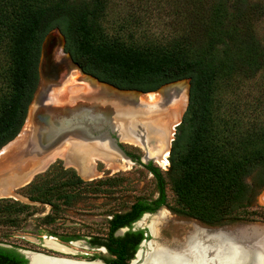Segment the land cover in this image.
Listing matches in <instances>:
<instances>
[{
	"label": "trees",
	"instance_id": "obj_1",
	"mask_svg": "<svg viewBox=\"0 0 264 264\" xmlns=\"http://www.w3.org/2000/svg\"><path fill=\"white\" fill-rule=\"evenodd\" d=\"M183 1L187 17L174 30L179 32L158 42L141 41V35L137 41L126 21L110 22V0H0V149L24 124L38 80L41 46L51 30L61 33L65 52L84 73L117 89L148 93L189 81L188 104L175 128L167 171L151 162L144 165L157 195L138 196L125 211L109 214V247L119 243L113 237L117 229L162 208L204 228L264 221V207L253 208L252 186L246 182L255 177L264 186L263 82L260 87L246 84L248 104L238 99L239 87L264 75V0ZM137 154L133 156L139 159ZM115 181L83 180L58 160L19 190L32 204L0 198L3 237L39 210L34 204L50 207L37 219L51 224L86 191L109 190ZM142 233L126 235L141 239ZM72 238L77 236L60 239ZM118 248L109 251L120 253ZM26 263L0 247V264Z\"/></svg>",
	"mask_w": 264,
	"mask_h": 264
},
{
	"label": "rangeland",
	"instance_id": "obj_2",
	"mask_svg": "<svg viewBox=\"0 0 264 264\" xmlns=\"http://www.w3.org/2000/svg\"><path fill=\"white\" fill-rule=\"evenodd\" d=\"M185 16L187 17V11L185 7V1L183 0H110L108 11L110 22H114L117 19L120 21H126L128 24V31H131L135 34L137 41H139L142 36L143 37L141 41L157 40L158 42H163L164 40H169L170 37L179 32L174 30H178L179 27H182L183 23L185 22ZM115 23L119 22L117 21ZM140 27H142L143 29L140 30ZM139 35H141V37H139ZM52 36L56 37L54 39H51V45L53 46V49H56V55L53 58H55V64L56 67L59 68V71H61V73L64 71V75L62 76L63 82V77L65 76L66 71H74L71 69L72 65L70 64L68 56L64 59L65 56H63L62 52V40L58 38L59 36L57 32L51 30L50 33L45 36L43 41L47 42ZM39 59L41 61L44 59L42 53ZM59 64L60 66H58ZM262 82L264 86V75L258 76L251 82H246L244 83L245 85L239 87L238 93L240 96L238 97V99L242 102L243 105L248 104L249 102V91L246 84L248 86L260 87ZM167 87L170 91H185L186 82H178L177 84H173L171 86L166 85L161 87L160 89ZM55 88V86L49 87L45 89L44 92L47 91V94H55V90H57ZM74 89L75 88H68V86L64 85V83L61 84V90L63 93L74 91ZM36 94L37 91L35 95ZM35 95L28 108V114L25 119L26 130L24 135L20 136L17 139V137L19 136L18 134L16 136L17 140L14 139L15 142L11 141L9 144H7L5 146L6 150L4 155L9 154V152L13 156L17 155L20 152L22 143L26 141V139L29 137V133L31 132V130H33L32 118L34 113V104H36L35 102H37V100H35ZM225 98L227 99L229 98V96H226ZM64 99L65 97L62 96V100ZM91 102L93 103L92 100ZM66 143L69 144L70 141L64 142L61 146L56 148L48 155L52 154L55 151L66 149ZM126 146L127 149H125L131 154L135 155L136 151L139 152L140 156H144L145 154V151L143 152L142 149H140L142 147L138 148V146H135L133 144ZM63 154L65 153L62 152L60 154V157H56L57 159H54L52 162L61 160L66 168H75L74 170L80 177L82 176L81 178L83 180H94L112 177L116 180V186L114 188H109V190L98 192L96 194H94L92 191H86L80 201H78V203L74 206V208L67 210L63 215H58L57 219L51 224H44V222H40L37 219L39 217L47 215L50 211L49 207L46 205L34 204L36 206H39V210L37 211L39 212V214L35 215L34 217L28 218L26 222L21 223L18 227H13V229L10 230V235L8 237H3V235L5 234V230L0 227V244L18 248H41V242L38 237L41 235L42 230H46V232H53L55 234H95L98 236H104L107 232L108 226L106 221L108 220L110 213L125 211L129 203L138 196L154 198L157 195L152 176L146 173L142 166L136 165L129 161H122L118 156V160L114 161V159H111V156L107 154L103 155L102 153L94 155V158L92 157L90 160H83L80 164L76 163L73 160V155H70L71 157H67L66 154L64 156ZM4 155L1 156L0 154V160ZM78 156L83 155L80 154ZM43 158H41L40 160H42ZM40 160L32 162L30 163V165L38 163ZM105 161L107 163H104ZM151 163L159 168L162 172H166L168 169L167 159L164 165L165 167H161L156 160L151 161ZM117 166H119V168ZM41 172H37L36 174ZM119 173L123 175H120ZM246 182L247 184L252 186L253 192L251 195V202L253 208L264 207V199L262 198L264 196V186H261V182L257 181L255 177L247 178ZM24 185L13 186V188H11L10 190V196H3L0 198H13L19 202L28 204L26 199L23 196L19 195V190L22 188L21 186ZM167 194L169 197V201H172V195L169 190H167ZM160 211L164 212L166 218L159 227V241L163 243L166 241L165 243L172 244L171 246L179 247L182 246L186 241L193 240V249L202 250L203 258L213 264H236L235 257L242 253L247 254L248 260L246 264H250V262L253 260V246L257 247L255 243L257 239L255 238H258V236L260 235L259 232L264 233L263 220H257L247 223H229L223 225L222 227L214 228L218 229L219 231L212 234L211 232L207 233L198 228L197 225H200L194 220L172 214L166 208H162V210ZM159 212L152 215H145L142 218L144 220H141L143 224L139 223V225L143 226L141 228L147 230V227L145 225L148 224L151 218L154 215H157ZM208 238H210L211 240ZM144 247L147 250V247ZM72 249L78 250L79 252L83 253L87 252L88 254L94 253V251H89L81 247H72Z\"/></svg>",
	"mask_w": 264,
	"mask_h": 264
},
{
	"label": "bare ground",
	"instance_id": "obj_3",
	"mask_svg": "<svg viewBox=\"0 0 264 264\" xmlns=\"http://www.w3.org/2000/svg\"><path fill=\"white\" fill-rule=\"evenodd\" d=\"M64 56L65 59L67 56ZM58 66H60V64ZM71 69L74 72L66 71L65 76L63 77L64 85L68 86V88H75L74 91H69L68 94H75L76 92L85 93L86 91L93 89L94 91L92 92H94L98 96L104 98L107 101H111L117 104V106L120 107V109L117 108V113L119 112L122 119H119V122L115 121L114 125L120 135V140L138 147H142L140 146L141 144L138 142L139 138L137 139L135 138V136H143L145 139V143L147 144V149L145 150L146 157L149 159L153 158L152 160H156L157 163L161 167H163L168 157V151L171 140L173 138L172 136L175 125L179 122L181 113L183 112L187 103L188 83L186 82L185 91H170L167 87L148 94H140L135 92H120L111 89L103 84H100L94 79L81 77L77 74V72L75 71L76 68H74L73 66ZM173 84H177V82L172 83L170 85L168 84L167 86H171ZM41 86L42 80H40L39 88L37 90V94L35 95V100H37V96L42 90ZM51 87L54 86L51 85ZM134 114L135 116H138L139 118L141 117L143 119H141V121L139 120L138 122L131 123L130 121L132 120V117L130 116ZM25 130L26 121L17 139L20 136L24 135ZM17 139L15 138V140ZM28 139L29 138H27L25 142H27ZM69 141V144H65L66 149L61 151H55L33 165L24 164L23 161L18 160L20 152L15 156L11 155L10 152L9 154L4 155L6 147L2 148L0 150V154L1 156H4L0 160V171H2V173H0V197L10 196V190L11 188H13V186H20L28 183L34 174L43 171L49 164L52 163L54 159L60 157V154L62 152L65 153L70 149H76L78 152L80 151L81 155H83L78 156V154H76L77 156H72L73 160L76 163L80 164L83 160H90L94 155H98L101 153L103 155L107 154L111 156V159H114V161H117L118 157L121 158L122 161H127L125 158L121 157L118 153H116L113 147L111 146L110 142L106 140V142L93 144H85L84 142L82 143L79 139L76 138ZM25 144L26 143H22L20 148H22V146ZM99 148L100 150L103 149L104 151L100 152ZM64 155L65 154H63V156ZM104 163L107 162L105 161ZM117 167L119 168V166ZM165 218L166 217L164 215V212L160 211L157 215H154L151 218L148 224L145 225L148 228L150 234L152 235L153 240L145 244L147 246V250L145 252L143 250H140L137 254V259L143 260L142 264H213L203 258L202 250L193 249V240H188L183 243L182 246L179 247L171 246L172 244L165 243L166 241L164 243L160 242L159 227L165 220ZM140 223L143 224V222ZM259 234L258 238H255L257 239L255 241L257 249L253 254V259L255 260L254 264H261L264 261V258L262 256L264 254V233L259 232ZM44 247L62 254L73 253L71 249L59 245L53 238H46V240H44ZM23 253L25 254V257H27L30 261V264H99L98 262L84 263L72 260L69 261L64 259H53L31 252ZM247 259V254L242 253L235 257V263L245 264Z\"/></svg>",
	"mask_w": 264,
	"mask_h": 264
},
{
	"label": "flooded vegetation",
	"instance_id": "obj_4",
	"mask_svg": "<svg viewBox=\"0 0 264 264\" xmlns=\"http://www.w3.org/2000/svg\"><path fill=\"white\" fill-rule=\"evenodd\" d=\"M62 52H63V56L67 54L66 56H68L69 61L74 68L78 67L81 70V68L76 63H74V61L71 59L70 55L67 52H65L64 43L62 44ZM55 55H56V50H55L54 56ZM75 71L81 77L90 78L88 76H85L84 74H86V73H84L82 70H81L82 73L77 68ZM63 75H64V71L61 73V71H59L58 67H56L55 58H53L52 61H50L49 63H47V62L45 63V59H43L42 61L41 60L38 61V80H37V84H36L35 91L33 93V97H32L31 102L34 99V95L38 89L40 80H42V86H41L42 90H41V92L37 98V102H35L36 104H34V113H33V118H32V129L33 130L31 131L32 133H34V132L40 133L41 131L47 130V134L49 135L51 132L49 131V128L47 127L46 123L48 122V120L49 121L53 120V122L55 121V118L58 116L56 110L60 109L61 107H66L67 105L73 106L77 102H80L83 104H89V102H91L88 99L82 98V96H80V93H78V92H76L75 94L63 93L61 90V84L63 83L62 82V76ZM86 75H88V74H86ZM51 85L55 86L56 87L55 89H57V90H55L56 91L55 94L48 95L46 93L47 91L44 92V90L51 87ZM69 87H70V85H69ZM62 96L65 97L64 100H62ZM31 102H30V104H31ZM27 114H28V109H27ZM27 114H26V117H27ZM31 132L29 133V136L31 135ZM85 133L87 134V132H85ZM94 135L97 136L98 133H94ZM111 138L115 140L116 145L124 152V154L130 158L131 163L142 166L144 169V165L151 162V161H149V162L144 164V163H142V159L144 156H139V159H136V157L133 156V154L129 153L126 150L127 149L126 145L129 146L132 144H128L126 142L120 141L115 134H111ZM24 143H26V142H24ZM48 146L49 145L45 142V143H43L41 148L43 149V148L48 147ZM77 152L78 151L76 149H70L67 152H65V154L67 157H69V154L70 155H76V154L80 155L81 154L80 151L78 153ZM63 166H64V164H63ZM168 167H169V161H168ZM37 205H40V204H37ZM34 206H36V205H34ZM46 206H48V205H46ZM36 207H39V206H36ZM49 209H50V207H49ZM160 210H162V209H160ZM37 214H39V212H36L31 217H34ZM146 214L152 215L150 213H145L138 220L132 222L130 224V226H124L122 228L117 229L113 233V237L114 238H120L118 240L119 243L118 242L111 243L110 247L105 245L108 242L107 235H104V236H98L95 234H90V235H83V234L50 235L48 231L46 232V230H42L41 235L38 237L40 242H41V248L40 247L18 248V247L7 246L4 244H0V247L5 248V249L10 250V251L12 250L16 254H19L20 256H22L24 259L27 260L26 264L29 263V260L25 257V254L23 252H31V253L40 254V255L42 254V255H45L48 257H55L58 259L63 258V259H69V260H73V261H89V262L95 261L98 263L100 262L99 264H101V263L102 264H142L141 263L142 260L137 259V254L140 250H144V252H145L146 248L144 247V245L147 244L149 240L153 239L150 236V232H149L148 228H147V230H145V229L141 228V227H143L142 225H139L143 216ZM31 217H29V218H31ZM42 217H44V216H42ZM39 218H41V217H39ZM108 220L106 221L107 223H108ZM137 227H140V228H137ZM208 229H214V228H208ZM120 230H124V231L121 234H118V231H120ZM139 231H143L141 239H140V235H138V234L126 235V233H129V232L130 233H138ZM61 236H64V237L65 236H73V237L77 236V238H72V239H69L68 241H62L60 239ZM46 238L55 239V241L58 244L65 246L68 249H71L75 253V255H73V254L67 255V254H62V253H58L55 251L48 250L47 248L44 247V240H46ZM143 241H145L144 245H142ZM76 244H78V245H76ZM135 244L137 245V248L135 249V251L133 253V248H134ZM70 246L81 247V248H84V249L89 250V251H94V253L88 254L87 252L86 253L85 252L84 253L79 252L78 250L72 249V247H70ZM117 247H119L118 252H120V253L112 254L109 251V250H114V248H117ZM253 252H255V251H253ZM254 263H255V260L253 259L250 262V264H254ZM261 264H264V261Z\"/></svg>",
	"mask_w": 264,
	"mask_h": 264
},
{
	"label": "water",
	"instance_id": "obj_5",
	"mask_svg": "<svg viewBox=\"0 0 264 264\" xmlns=\"http://www.w3.org/2000/svg\"><path fill=\"white\" fill-rule=\"evenodd\" d=\"M54 31L57 32V34L59 36L58 38L62 40V44H63L64 41H63V37H62L61 33L57 29H54ZM52 38L54 39L56 37L52 36L47 42L43 41L42 46H41V53L43 55V58L45 59V63L46 62L49 63L50 61H52V58L54 57V53L56 50V49H53V46L51 45V39ZM41 53H40V55H41ZM75 68H77L81 72V70L78 67H75ZM84 75L88 76V77L94 79L96 82L103 84L105 86H108L109 88L114 89L116 91L135 92V93H140V94L151 93V92L143 93V92L136 91V90L117 89V88H115V87H113L107 83H103V82L98 81L97 79H95L94 77H92L90 75H86V74H84ZM176 82L177 83L178 82H187L188 83V95H189V81L187 79H183V80H179ZM176 82H172V83H176ZM169 84H171V83H169ZM166 85H168V84H166ZM92 91H94V90L91 89V90L86 91L85 93H80V96H82V98H84V99H88L90 101L92 100L93 103L89 102V104H83V103L77 102L73 106L67 105L66 107H61L60 109L56 110L58 116L55 118V121L53 122V120L52 121L48 120V122L46 123L47 127L49 128V131L51 132L49 135L47 134V130L41 131L40 133H36V132L32 133L31 132V135L29 136L28 141L26 142L25 145L22 146V148L20 150L18 160L23 161L24 164H30V162H36V161L40 160L41 158H43L44 156L51 153L53 150H55L59 146H61L65 141H69V140L76 138V139H79L81 142H85V144H88V143L93 144V143H100V142L102 143V142L108 141V142H110L111 146L113 147V149L116 153H118L121 157L125 158L127 161L130 162V158L124 154V152L116 145L115 140L111 138V134H115L117 136V138L120 140V135L117 132V129L114 125L115 121L119 122L120 121L119 119H122L119 112L117 113V111H118L117 108L120 109V107H118L117 104H115L114 102L107 101ZM153 92H155V91H153ZM187 104H188V97H187L186 107H187ZM29 106H28V108H29ZM186 107H185V109H186ZM185 109H184V111H185ZM184 111H183V113H184ZM183 113L180 116L179 122L175 125V128L181 123V118H182ZM130 117H132L131 118L132 120L130 121L131 123L132 122H138L139 120L141 121V119H143L141 117L139 118L138 116H135V114L130 116ZM175 128H174L173 138H172L171 142L174 139ZM85 132H87V134ZM94 133H98V135L95 136ZM135 138H137V139L139 138V141L138 140L137 141L141 144L140 146H142V148H140V149H142V151L144 152L147 149V144L145 143L144 137L143 136H141V137L135 136ZM45 142L49 146L42 149L41 147H42L43 143H45ZM5 146H3V147H5ZM170 146H171V143H170ZM169 149H170V147H169ZM99 151L102 152L104 150L103 149L100 150V148H99ZM168 156H169V152H168ZM149 161H153V160L147 158L146 154H144V157L142 159V163L145 164ZM44 171H42V172H44ZM0 172H2V171H0ZM27 184H25V185H27ZM21 187H23V186H21ZM262 198L264 199V196ZM26 201L28 204H32L27 199H26ZM146 215H148V214H146ZM197 227L200 228L201 230H204L207 233L211 232L212 234L219 231L218 229L213 230V229L200 227L198 225H197ZM123 231L124 230L118 231V234H121ZM211 233H209V234H211ZM150 236L152 237L151 234H150ZM152 240L153 239L149 240L148 243L151 242ZM144 244H145V241L142 242V245H144ZM63 247H65V246H63ZM253 248L255 251V249L257 247L253 246ZM72 254L75 255L74 252ZM42 256H45V255H42ZM262 256L264 258V254ZM45 257H48V256H45ZM48 258L58 259L55 257H48ZM60 259H63V258H60ZM64 260H69V259H64ZM247 260H246V263H247ZM69 261H71V260H69ZM76 262L93 263V262H89V261H76ZM141 263H143V260L141 261ZM28 264H30V261Z\"/></svg>",
	"mask_w": 264,
	"mask_h": 264
}]
</instances>
